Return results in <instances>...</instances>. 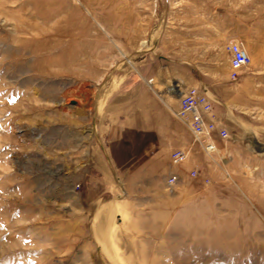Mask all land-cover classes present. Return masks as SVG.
Instances as JSON below:
<instances>
[{
    "label": "rangeland",
    "instance_id": "1",
    "mask_svg": "<svg viewBox=\"0 0 264 264\" xmlns=\"http://www.w3.org/2000/svg\"><path fill=\"white\" fill-rule=\"evenodd\" d=\"M229 42L249 56L236 81ZM180 65L227 136L163 155L172 185L106 178L110 100L180 83ZM0 264H264V0H0Z\"/></svg>",
    "mask_w": 264,
    "mask_h": 264
},
{
    "label": "crops",
    "instance_id": "2",
    "mask_svg": "<svg viewBox=\"0 0 264 264\" xmlns=\"http://www.w3.org/2000/svg\"><path fill=\"white\" fill-rule=\"evenodd\" d=\"M177 70L183 78L180 83L176 82V86L180 85L183 91L198 84L194 77L188 76L183 66L180 65ZM165 110L158 97L150 90L143 89L138 81L131 82L127 90L110 100L99 123L104 143L103 147H99L101 159L98 157L96 161L106 178L113 179L115 171L126 170L127 176L133 178L149 177L143 180L147 183L151 177L168 178L172 173H176L179 179V171L183 167L171 166L168 172V168L163 166V155L167 160L169 154L181 150V146H199L191 143L192 131L189 128L187 134L190 135L183 142L172 141V135L179 128L176 126L172 129V117ZM214 139L218 140V137ZM171 169L173 171L170 173Z\"/></svg>",
    "mask_w": 264,
    "mask_h": 264
},
{
    "label": "built area",
    "instance_id": "3",
    "mask_svg": "<svg viewBox=\"0 0 264 264\" xmlns=\"http://www.w3.org/2000/svg\"><path fill=\"white\" fill-rule=\"evenodd\" d=\"M225 48L229 56L231 68L229 80L236 81L239 76V70L248 64L249 56L245 50L235 42L227 43ZM171 86L172 85L161 89L153 87V90L159 99H164L166 95H169L170 92L168 91H170ZM212 104L213 101L207 96V94L202 89L194 86L182 91L179 96L178 116L188 123L193 134L206 149H212V144L207 141L206 138V135H208L210 131H217V134L221 137L227 136L226 130L217 125V123L213 121V118L209 116L212 111ZM185 158L186 154L183 150H176L171 153L170 162L177 165L183 162ZM193 175H196L195 172H193ZM177 179L178 175L172 173L167 178V184L172 185Z\"/></svg>",
    "mask_w": 264,
    "mask_h": 264
},
{
    "label": "bare ground",
    "instance_id": "4",
    "mask_svg": "<svg viewBox=\"0 0 264 264\" xmlns=\"http://www.w3.org/2000/svg\"><path fill=\"white\" fill-rule=\"evenodd\" d=\"M246 52V51H245ZM247 53V52H246ZM248 55V54H247ZM149 85H151V84H149ZM164 85V84H163ZM165 87V86H164ZM172 87V88H171ZM170 87V91H168V92H170L169 93V95L170 96H172V97H175V98H177V99H179V96H180V94H181V92H182V90L181 89H179V86H176V84L175 85H172ZM198 88V87H197ZM167 89H169V88H167ZM167 97V96H166ZM160 100H164L163 98L162 99H160ZM178 115V114H177ZM204 136V135H203ZM211 143V142H210ZM212 144V149H206L207 151H212L213 149H215V147H214V144L213 143H211ZM263 148H261V150H262Z\"/></svg>",
    "mask_w": 264,
    "mask_h": 264
}]
</instances>
